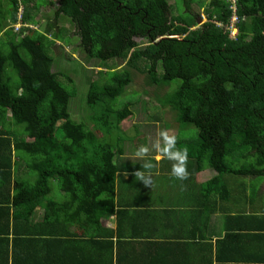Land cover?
<instances>
[{
	"label": "trees",
	"instance_id": "trees-1",
	"mask_svg": "<svg viewBox=\"0 0 264 264\" xmlns=\"http://www.w3.org/2000/svg\"><path fill=\"white\" fill-rule=\"evenodd\" d=\"M174 2L0 0V122L11 118L13 127L0 129V237L14 242L10 264H57L39 251V237L82 242L96 234L103 217L118 212L119 157L127 137L121 124L135 115L132 107L144 95L136 89L128 94L131 68L146 70L159 113H176L171 126L179 128L178 147L189 151L188 179L206 167L217 172L202 184L194 221L206 209L209 220L213 208L237 193L254 198L256 213H264V0ZM53 4L56 11L43 26L38 12ZM201 8L207 16L202 24ZM62 15L100 66L128 60L126 67H105L102 78L91 80L81 96L91 114L81 122L69 109L80 95L74 79L52 70L50 46L63 38V28L51 20ZM160 87L169 89L160 94ZM120 97L121 106L108 103ZM185 125L195 126L198 137L185 136ZM13 154L19 159L14 163ZM22 165L32 183L21 178ZM248 177L257 182L247 183ZM54 192L67 199L59 202ZM39 207L45 211L41 218ZM235 221L247 229L252 220L240 215ZM226 226L236 228L234 222ZM204 237L195 232L187 243L200 246ZM7 254L0 249V264Z\"/></svg>",
	"mask_w": 264,
	"mask_h": 264
},
{
	"label": "crops",
	"instance_id": "crops-1",
	"mask_svg": "<svg viewBox=\"0 0 264 264\" xmlns=\"http://www.w3.org/2000/svg\"><path fill=\"white\" fill-rule=\"evenodd\" d=\"M134 114L133 120L137 117ZM131 117L121 124L127 137L122 143L124 153L119 157L118 212L103 217L96 234L82 237V242H78L76 237L64 236L58 242L50 239L47 243L46 237H39V251H45V255L51 254V259L55 257L57 264L65 261L68 264H264V213H256L254 198L240 197L236 192L237 196L227 201L226 205L223 203L213 208L209 220L205 219L206 209L202 219L195 222L194 212L198 209L196 199L203 188L202 184H206L217 172L206 167L193 179L181 181L172 175L173 162L162 153L151 150L149 157L143 160L137 158L136 150L142 145L151 149L160 131L166 130L178 139L179 128L167 125L165 117L168 115L160 119H143L145 123L139 120L136 124H128L132 122ZM13 155L14 163L19 159ZM145 163H151L152 167L142 168ZM20 170L28 175L23 180H33L27 166L22 165ZM139 170L152 176V187L145 186L136 178L135 172ZM253 180L246 178L249 184ZM234 181L235 185L239 182L235 177ZM259 191H264V185ZM61 194L64 193L54 192L51 197L63 202L65 200L61 199ZM38 210L41 218L45 211L41 207ZM240 215L252 220L249 228H239L240 223L235 220ZM229 218L230 222H227ZM256 218L258 222L255 225ZM231 222L236 228L230 230L226 225ZM195 232L205 236L206 240L203 242L202 239L200 246L187 243ZM0 239V249L3 252L8 249L3 264L15 262L16 248L12 237L8 241L4 237Z\"/></svg>",
	"mask_w": 264,
	"mask_h": 264
},
{
	"label": "rangeland",
	"instance_id": "rangeland-1",
	"mask_svg": "<svg viewBox=\"0 0 264 264\" xmlns=\"http://www.w3.org/2000/svg\"><path fill=\"white\" fill-rule=\"evenodd\" d=\"M171 2H174V0H171ZM175 2L177 3L178 0H175ZM53 10H55V7L49 5L47 8H41V10L38 12L37 18L39 19V22L43 24V26L47 22L48 13ZM197 11L200 14L199 17L200 18L199 22H201L200 24L207 21V16L205 15L204 8H201ZM65 18L66 17H64L60 23L56 24V27L59 26L60 28H63V30L61 29L60 32L63 38H61L58 41H55V43H53L50 46L51 52L56 59V62L54 63L52 70L53 72L59 74H68L74 79L80 95H77L75 98L71 99L69 109L70 112L72 113V117L76 121L81 122V121H85L84 117H88L91 114V110L87 108L85 103L82 101V97H81L84 96L88 91L91 80L99 79L100 77L102 78L103 72L106 70L105 67L112 70L117 69V67H126L128 60L118 59L116 61L108 62V65L100 66V61L96 59H90L87 56L86 51L80 46V39L78 37L77 31H75V29L72 26V23L68 20V18L67 19ZM18 27L19 26H17L15 30L18 33H20L21 29L18 30ZM39 29L41 30V27ZM70 30L72 31L70 32ZM139 42H145V40L139 39ZM131 74L133 75V83L128 88L129 89L128 94H133L131 93L132 89H136L138 93L144 95H142V100L134 104V107H132L137 117L135 118V120H133L134 118L132 116L131 117V119L133 118L132 122L128 124H132V123L136 124L137 121L139 120L143 121V119L147 121L149 117H153V116L164 117L165 115L159 113L161 110H158V106L156 105V98L153 97L154 90L156 88L155 85H148V83H146V80H150L146 70H143L142 68H137V69L131 68ZM59 78L67 82V78H65L63 75L59 76ZM178 85H179L178 81L173 82L174 88H176ZM166 89H169V87H160L158 89V92L160 94L165 93ZM108 103L114 104L116 106H121V104L123 103L122 97H120L118 100L109 99ZM169 112H170L169 114H166L168 115V117L167 118L165 117V121L168 124L172 125V123L174 122L171 119L172 117L176 118V113L173 110H169ZM145 121H143V123H145ZM124 126L126 128V125ZM11 128H13L11 118H8L0 122V129H3L5 131L7 130L9 132L10 130H12ZM131 132H134V130H131ZM184 133L186 134L185 136L187 137H195L198 133V129L193 125H185ZM146 135L151 136V134H146ZM26 158L27 157L25 156L24 159ZM21 178L27 179L28 175L24 173L22 174ZM255 181L256 180H253L251 183H255ZM64 194H61L62 200L67 199V195ZM258 194L259 193H257L256 196H258Z\"/></svg>",
	"mask_w": 264,
	"mask_h": 264
},
{
	"label": "clouds",
	"instance_id": "clouds-1",
	"mask_svg": "<svg viewBox=\"0 0 264 264\" xmlns=\"http://www.w3.org/2000/svg\"><path fill=\"white\" fill-rule=\"evenodd\" d=\"M52 6L55 7L56 4ZM66 17L64 15L60 16L56 19V16L51 20V23L57 24L60 23L61 20ZM66 17L65 19H67ZM69 20V18H68ZM70 21V20H69ZM201 23V22H200ZM155 150L163 154L169 161L173 162L172 166V175L178 180L184 181L189 178L188 171V159H189V151L187 148L180 149L177 147V138L175 136L169 135L166 130H162L158 133L157 141L151 146V149L146 146H140L136 152L135 156L141 160L149 157L150 151ZM152 167L151 163L142 164V168L150 169ZM135 176L138 180L142 181L145 186L152 187L153 179L150 174L145 175L143 171L139 170L135 172Z\"/></svg>",
	"mask_w": 264,
	"mask_h": 264
},
{
	"label": "built area",
	"instance_id": "built-area-1",
	"mask_svg": "<svg viewBox=\"0 0 264 264\" xmlns=\"http://www.w3.org/2000/svg\"><path fill=\"white\" fill-rule=\"evenodd\" d=\"M237 19V17H235V20Z\"/></svg>",
	"mask_w": 264,
	"mask_h": 264
}]
</instances>
